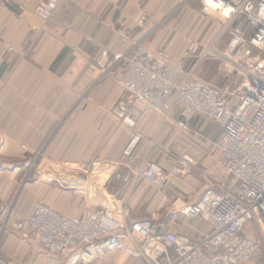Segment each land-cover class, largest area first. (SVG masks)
<instances>
[{"label": "crops", "instance_id": "1", "mask_svg": "<svg viewBox=\"0 0 264 264\" xmlns=\"http://www.w3.org/2000/svg\"><path fill=\"white\" fill-rule=\"evenodd\" d=\"M39 1L0 0V264H66L61 257L45 263L37 238L13 226L37 201L71 216L125 202L128 222L152 219L158 232L172 230L197 240L181 209L218 179L213 143L220 127L195 116L188 132L170 135L182 119L178 108L164 122L148 110L136 120L135 147L130 156L123 155L131 131L114 110L129 96L118 83L122 70L111 65L124 47L123 34L142 38L150 33L144 42L148 49H165L172 64L182 63L186 70L195 66V73L207 75L201 65L217 58L196 63L194 56L182 55L193 43L202 49L212 42L224 24L222 16L205 9L202 0L184 5L179 0H73L63 2L45 24L32 13ZM115 8L119 15L113 23L108 12L112 16ZM232 26L250 31L244 15L236 16ZM230 43L223 35L216 47L227 51ZM104 49L108 56L98 62ZM131 105L142 108L137 101ZM177 146L195 159L196 171L192 167L164 187L136 180L148 161L170 169ZM91 160L99 163L94 183L86 174L77 178L72 166ZM60 170L69 174L59 176ZM10 199L12 211L7 212L3 207ZM192 225L209 229L198 220ZM111 255L109 264H144L122 251Z\"/></svg>", "mask_w": 264, "mask_h": 264}, {"label": "built area", "instance_id": "2", "mask_svg": "<svg viewBox=\"0 0 264 264\" xmlns=\"http://www.w3.org/2000/svg\"><path fill=\"white\" fill-rule=\"evenodd\" d=\"M65 1L73 0H40L32 13L47 22ZM202 3L205 9L217 11L224 24L212 42L202 49L193 43L182 56L192 55L196 63L215 57L231 71H240L244 81L236 100L197 77L195 66L186 70L182 63L169 61L167 50L148 49L144 42L150 33L142 38L123 34L124 47L114 53L111 65L122 70L118 83L130 100L142 105L138 108L127 103L114 110L131 131L123 155L130 156L135 147L139 138L136 120L148 110L155 111L164 122L173 108H178L182 119L174 123L170 135L188 132L195 116L220 127L213 145L221 158L219 167L228 177L222 182L223 191L206 188L196 202L181 209L184 223L195 230L197 240L172 230L158 232L152 219L128 222L126 203L71 216L35 202L13 226L37 238L44 261L50 263L58 255L70 253L66 264H90L122 251L144 264H248L257 251L258 245L246 234V228L254 224L264 238V0ZM238 15L248 19L250 31L232 26ZM223 35L231 38L227 51L216 47ZM106 56L108 50L104 49L98 62ZM176 149L178 155L170 169L148 161L138 169L136 180L164 187L171 179L182 176L195 160L184 147ZM96 165L81 162L77 169L88 172ZM116 176L125 180L117 173ZM195 220L207 223L209 229L192 225Z\"/></svg>", "mask_w": 264, "mask_h": 264}, {"label": "rangeland", "instance_id": "3", "mask_svg": "<svg viewBox=\"0 0 264 264\" xmlns=\"http://www.w3.org/2000/svg\"><path fill=\"white\" fill-rule=\"evenodd\" d=\"M179 4L183 5L181 3V0H179ZM110 12H111V10H109V12H108L109 13L108 14L109 15V20H111V22L115 23L116 19H118L117 17L119 15V10L117 8H115L114 12H112V16L110 15ZM43 23L46 24V22H43ZM21 49H23V48H21ZM218 60H212V61L211 60H206L204 62L205 64L203 63V65H201L202 66L201 68H204L205 70H208L209 71L208 74L207 75H205V74L202 75L200 73L199 74L195 73V75L197 74L196 76L199 77L200 79L210 83L211 85L217 86L219 89H221L223 91V93H225L227 96H229L232 99V101H234L236 99L238 93L240 92L239 89L241 88V85H242V83L244 81V76H243V74L240 71H237V70L231 71V69L229 67H227V65H224L223 63H222L223 69H221V67H219V65H220L219 62L220 61H218ZM125 93H126V91H125ZM128 102H129V104H132V101L130 100L129 97H128ZM219 157H220V155H219ZM219 157L217 158V161H216L217 162V164H216V166H217L216 171L217 172H215V174L217 173L219 175L218 179H217V181H215V183L213 181H211L210 182L211 184H209L208 187H211V188H213L215 190L223 191L222 190V187H223L222 186V182H225V180L227 181L228 177H226V174L224 172H222L221 168L219 167V161L221 159ZM79 163H81V162H77L75 164H72V166L76 168L75 174H77L76 175L77 178L78 177H82L83 174H86L87 176H89L88 180L91 179L92 183H94L96 175L99 174V172L97 170V166L98 165H96L93 168L89 169L88 172H84V171H80V170L77 169ZM87 163L88 164H94V163L95 164H99L97 162V160H91V161H88ZM190 169L193 172L197 170L194 165H191L187 170H190ZM71 172H74V171L71 170ZM57 173L59 174V176H61V175H65L66 176V175L69 174L67 172V170H65V171L60 170V171H57ZM198 181H200V179H198ZM97 182H98V179H97ZM203 182H205V180H203ZM87 185L89 186L90 184H87ZM68 189L69 188H67V190ZM37 202H41V201H37ZM123 203H125V202H123ZM45 204H48V203H45ZM48 205H50V204H48ZM1 207H3V206H1ZM126 207H127V205H126ZM3 210H5L7 212L8 211H12V200L11 199H10V201H8L6 203V205L4 204ZM19 219H21V218H18L17 220H19ZM246 234L247 235H251L253 237V239L256 241L257 245H258L257 251L255 252V254L253 255L252 259L250 260V262L248 264H264V238L262 236V233L253 224L252 226L249 225L246 228ZM69 254L70 253H65V254H62V255H58L57 257H61L65 261L67 259V257L69 256ZM109 255L110 254L105 256L103 259H95L90 264H109L110 263V258L113 259V256H114V255H111V256H109ZM44 262L45 263H49V262H46V261H44ZM124 262H125V260H124Z\"/></svg>", "mask_w": 264, "mask_h": 264}, {"label": "water", "instance_id": "4", "mask_svg": "<svg viewBox=\"0 0 264 264\" xmlns=\"http://www.w3.org/2000/svg\"><path fill=\"white\" fill-rule=\"evenodd\" d=\"M62 182L65 183V184H69V185L75 184V181L74 180H70L68 178H63L62 179Z\"/></svg>", "mask_w": 264, "mask_h": 264}, {"label": "clouds", "instance_id": "5", "mask_svg": "<svg viewBox=\"0 0 264 264\" xmlns=\"http://www.w3.org/2000/svg\"><path fill=\"white\" fill-rule=\"evenodd\" d=\"M225 15H227V12L225 13Z\"/></svg>", "mask_w": 264, "mask_h": 264}]
</instances>
